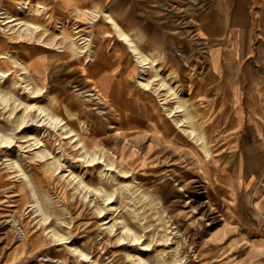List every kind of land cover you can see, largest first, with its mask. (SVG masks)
<instances>
[{
	"label": "rangeland",
	"instance_id": "obj_1",
	"mask_svg": "<svg viewBox=\"0 0 264 264\" xmlns=\"http://www.w3.org/2000/svg\"><path fill=\"white\" fill-rule=\"evenodd\" d=\"M23 1L0 0V14L18 17H0V241L9 234L8 247H23L16 262L258 261L241 226L218 210L200 165L211 132L191 119L196 51L204 60L195 30L192 57L171 48L176 70L149 59L136 78L149 83L155 122L179 129L189 119L197 142L176 149L130 131L136 125L119 122L110 96L95 90L92 70L120 64L124 50L104 7L68 0L56 15L51 0Z\"/></svg>",
	"mask_w": 264,
	"mask_h": 264
},
{
	"label": "crops",
	"instance_id": "obj_2",
	"mask_svg": "<svg viewBox=\"0 0 264 264\" xmlns=\"http://www.w3.org/2000/svg\"><path fill=\"white\" fill-rule=\"evenodd\" d=\"M67 1L51 0L56 15L66 12ZM83 1L104 7L124 46L120 64L106 61L92 70L90 79L110 96L119 122L135 124L130 129L143 134L161 135L176 149H189L197 142L192 138L194 131L186 127L189 119L177 122L179 129L170 122H155L150 91L136 80L142 68L129 41L146 60L176 70L178 58L171 48L192 57L195 30L194 40L204 52V60L197 58L200 52L196 51L194 61L200 62V68L190 75V93L196 96L191 119H200L201 127L211 132L209 143L199 149L200 165L218 196V210L241 226L237 230L245 232L251 249L260 255L258 261L225 258L217 264H264L260 216L264 209V0ZM8 240L6 234L0 241V264H32L23 262L27 259L16 262L23 247H8Z\"/></svg>",
	"mask_w": 264,
	"mask_h": 264
},
{
	"label": "bare ground",
	"instance_id": "obj_3",
	"mask_svg": "<svg viewBox=\"0 0 264 264\" xmlns=\"http://www.w3.org/2000/svg\"><path fill=\"white\" fill-rule=\"evenodd\" d=\"M19 2L20 1H23V0H18ZM24 2V1H23ZM25 3V2H24ZM25 7V5L23 6V8ZM10 11V10H9ZM7 9H5L3 12H2V14H0L1 16V18H3V23H6V22H10V21H13V20H15V19H18V17H15L13 14H11L10 12H9ZM35 13V12H34ZM120 35H122L125 39H127V36L125 35V33H121ZM129 43H130V45H131V47H132V51L134 52V54H135V57H136V59H137V61L139 62V64H140V66H141V68H142V71H143V73L147 70V68L149 67V64H148V62H147V60L144 58V57H142V54H141V52H140V50L134 45V44H132V42L131 41H129ZM81 70H82V72L84 73L85 71H86V68L84 67V66H81ZM139 83L140 84H142V85H144L145 87H147V88H149V83L146 81V78L144 77V76H142V77H140L139 78ZM95 86V85H94ZM95 90L97 91V93L99 94V95H105V93L101 90V88L100 87H98V86H95ZM103 97H105V96H103ZM179 108V106H177V109ZM178 112V111H177ZM44 119V118H43ZM59 121V120H58ZM180 124H182V123H180ZM62 125V124H61ZM130 131H132V132H134V129H132V130H130ZM17 226V225H16ZM17 229V231H18V227H16ZM20 232V231H19ZM49 260V259H48Z\"/></svg>",
	"mask_w": 264,
	"mask_h": 264
},
{
	"label": "built area",
	"instance_id": "obj_4",
	"mask_svg": "<svg viewBox=\"0 0 264 264\" xmlns=\"http://www.w3.org/2000/svg\"><path fill=\"white\" fill-rule=\"evenodd\" d=\"M260 216H261V218H262V220L264 222V209L260 212Z\"/></svg>",
	"mask_w": 264,
	"mask_h": 264
}]
</instances>
